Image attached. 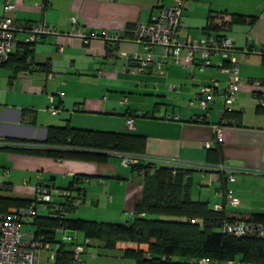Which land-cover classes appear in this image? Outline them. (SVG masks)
<instances>
[{
	"label": "crops",
	"instance_id": "crops-1",
	"mask_svg": "<svg viewBox=\"0 0 264 264\" xmlns=\"http://www.w3.org/2000/svg\"><path fill=\"white\" fill-rule=\"evenodd\" d=\"M10 1L15 9L7 13L4 0H0V16L10 15L24 24L44 22L55 28L56 33L43 35L28 45L30 53L24 63L11 60L1 66L6 70L1 75L6 77L7 86L5 89L4 80L0 78V135L4 140L19 148L27 143L37 145L45 140L48 126L66 124L92 130H102L97 129L102 125L108 129L103 131L124 132L128 114L140 111L145 115L134 118L132 132L145 137V154L157 158L154 161L157 166L196 168L188 175L193 199L206 201L210 206L224 204L225 194L229 192L239 199V204H224L227 211L239 218L264 214V109L259 107L264 97V54L258 52L264 49V0H189L182 13L183 26L178 31L181 41L209 35L216 39L231 38L241 85L235 102L226 110L225 118L230 123L224 125L218 121L227 76L217 67L222 62L219 55L211 56L210 64L201 70L198 58L184 67L174 63L171 57L159 69L155 65L144 71L135 69L133 56L147 53L144 45L134 40L137 25L157 17L161 8L170 6L173 0ZM38 3H42V7L36 6ZM72 16L88 36L86 43L71 34ZM116 34L117 39L106 38ZM25 37L26 32L15 34L10 55L15 53L18 58L23 55ZM149 52L158 59L161 48L153 46ZM213 78L218 80L219 88L205 116V110L188 101ZM251 80L262 83L254 86ZM58 92L62 96L59 97ZM49 96L54 98L52 104L61 107L58 114L46 110L51 104ZM162 114L178 118L164 119ZM217 124L221 130L220 141H216L213 128ZM205 142L209 147L204 146ZM12 148H0V167L9 170L6 175H0L3 186L0 198L5 203L9 199L32 201L38 183L65 188L75 175L82 178L73 186L83 189L82 201L95 194V188L111 190L115 195L106 193V201L115 206L122 198L132 210L141 198V176L137 170L123 166L117 153L109 155L119 158L118 164L109 162V158L105 162L54 159ZM219 163L237 170L232 182L224 172L193 166ZM30 173L37 177L34 184L23 181L22 186H17L12 182L17 175ZM106 178L128 181L124 195H117L112 181ZM72 194L77 197L75 189ZM51 199L55 206L64 201L58 194ZM101 199L99 194L97 204ZM37 205L34 214L24 218L30 226V230H23L25 234L36 232L34 216H47L57 209L49 205L46 212L38 214ZM12 207L17 206L7 204L2 211ZM69 213L67 218H79ZM85 238L80 230L58 231L50 249L58 251L61 247L70 253L72 246L84 244ZM92 242L95 241L87 242L84 253L87 247H102L101 243ZM93 256L94 253L88 263L82 256L78 264L92 263ZM38 264H55L49 250L39 251Z\"/></svg>",
	"mask_w": 264,
	"mask_h": 264
},
{
	"label": "trees",
	"instance_id": "trees-1",
	"mask_svg": "<svg viewBox=\"0 0 264 264\" xmlns=\"http://www.w3.org/2000/svg\"><path fill=\"white\" fill-rule=\"evenodd\" d=\"M28 45L26 43L21 57L11 54L2 65L11 60L24 63L30 53ZM259 107L264 109L260 104ZM223 116H228L226 111ZM29 145L31 143H27V148L18 149L54 159L105 162L112 153L114 156L122 152L146 155L145 137L141 134L128 130L113 132L76 128L68 124L48 126L45 140L37 145ZM12 149L16 150L17 147ZM129 168L137 170L140 176L141 169L145 170L141 176V198L134 207L131 223L67 218V214L65 219L60 220L57 209L47 216H34L33 223L37 228L34 235L43 233L53 241L54 229L59 225L64 230H80L89 240L100 242L106 249L117 250L120 257L130 261V264H200L201 259H206L207 264H229V261L264 264V239L221 232L223 220L240 216L227 211L224 206L219 211L214 210L213 204L210 206L206 201L191 197V179L188 175L196 168L157 166L154 161L147 160H140ZM80 179L73 176L65 188L75 189V198L82 199L83 189L78 185L73 188ZM32 201L9 199L5 203L1 197L0 208L5 210L7 204L25 206ZM73 210L69 208L67 213ZM241 219L264 222V214H249ZM216 228H220V231H213ZM118 244L124 247H118ZM54 260L55 264L72 263L71 251L68 253L60 247Z\"/></svg>",
	"mask_w": 264,
	"mask_h": 264
},
{
	"label": "built area",
	"instance_id": "built-area-1",
	"mask_svg": "<svg viewBox=\"0 0 264 264\" xmlns=\"http://www.w3.org/2000/svg\"><path fill=\"white\" fill-rule=\"evenodd\" d=\"M189 0H173L170 6H163L157 17H153L147 23H139L134 33V40L138 43H142L147 50L144 55H134L133 60L136 62V71H144L149 68L150 65H155L157 69L161 67V64L167 61V58L171 57L172 61L176 64H180L184 67H188L191 63L198 58V68L204 69L210 64V58L213 55H219L222 62L217 66L219 71L225 73L227 76L226 84L222 91V107L220 111V118L218 123L220 125L228 124V121L223 113L227 110L231 104H233L237 98V94L241 85V77L239 74V67L236 58L233 55V47L231 38L228 36L220 39L214 38L212 35L203 38H188L185 41H181L178 36L179 29L183 26L181 21L182 13L187 8ZM41 4H36L38 7H42ZM15 9V5L10 0H4V10L7 13H11ZM70 23L74 26L71 34L82 38L87 42V35L77 25L76 18L72 16ZM17 32H26L25 42L28 44L34 43L38 38L43 35L56 33L55 28H50L48 24L44 22L24 24L15 20L10 15L0 16V67L8 60L11 49L15 45V34ZM106 38L117 39L118 35L106 36ZM153 46H159L161 48V54L156 59L149 50ZM258 52H264V50H258ZM254 86H259L262 82L259 80H251ZM173 86H170L172 89ZM219 88L218 80L212 79L211 83L202 86L197 92H195L189 99L188 103L197 104L201 110H205V116L208 114V106L214 95ZM57 95L62 96L61 92ZM50 105L46 110L51 114H58L61 111V107L52 104L54 98L49 96ZM259 104L264 107V97L259 101ZM143 112H130L125 120L126 129L133 131L134 118L144 116ZM152 116V114H150ZM161 118L164 119H177L178 117L172 114H162ZM201 119H204V115ZM232 123V122H231ZM220 125H214L215 139L220 141L221 130ZM15 143L4 140L0 135V148L2 146H13ZM24 144L23 146H26ZM204 146L209 147V143L205 142ZM121 164L126 167H130L133 164L138 163L140 160L155 161L157 158H153L148 155H139L132 153H120L119 155ZM193 165V164H191ZM194 167L204 168L208 171H221L226 173L229 182L234 180V175L237 170L225 166L224 164L215 165H193ZM9 172L7 168L0 167V175H6ZM145 170L141 169V176ZM3 188L0 183V189ZM58 194L64 198V201L59 206H55L52 203V196ZM110 198V197H109ZM42 204L43 206L54 205L59 209V218L63 220L66 218L67 210L69 208H76L78 206V200L73 196L72 190L68 188H58L43 183H38L35 187V195L33 201L27 206L12 207L6 211H2L0 208V264H38L39 251L41 249L49 250V257L51 260L55 259L56 251L50 249L51 238L41 233L39 235L25 234L21 225L25 217L34 214L35 206ZM224 204L230 206H236L239 204V199L227 192L224 198ZM222 203L213 204L214 210H221L224 206ZM55 209V210H57ZM56 232L64 231L61 225L54 229ZM221 232L227 233L237 237L252 236L264 239V222L248 220V219H225L221 225ZM89 242L88 238H85L84 244H74L71 248V256L73 263H80L82 261V254L84 253L85 245ZM200 264H207L206 259H201ZM229 264H240L239 262L229 261Z\"/></svg>",
	"mask_w": 264,
	"mask_h": 264
},
{
	"label": "rangeland",
	"instance_id": "rangeland-1",
	"mask_svg": "<svg viewBox=\"0 0 264 264\" xmlns=\"http://www.w3.org/2000/svg\"><path fill=\"white\" fill-rule=\"evenodd\" d=\"M3 72H6L5 68L0 67V78H3L4 85H5L4 88L6 89L7 88L6 77L4 79V77H2L1 75ZM104 128L106 127L101 125L97 129L103 130ZM104 130H108V129H104ZM13 147H19V145L14 144ZM122 153H126V152H122ZM108 158H109L108 161L111 163H116V164L119 163V158L117 157L109 156ZM35 173L26 174L24 176L17 175L16 179H14L12 182L17 186H22L23 181H28L31 184H34L37 178ZM135 176L136 178H138L137 175ZM106 180L112 181L111 185L117 195L122 194V193L124 195V192L127 190L128 181L126 180L118 181L115 178H111V179L106 178ZM58 182H61L60 179H58ZM98 185L100 186L102 184L99 183ZM95 191H96L95 194L88 195L83 201L82 199L81 201L78 199V203H79L78 206L74 209V211L70 212L69 214L73 215L74 217H79L81 219H88V220H95V221H103V222H111V223H131L132 222L134 218V213H133L134 208L133 210L129 209L126 206L124 199L122 200L121 198L119 200V203H117L114 206V203L112 204L106 201L105 199L106 193H111L115 195L114 192H112L111 190H106V189L104 191H101L99 188H95ZM99 194L101 195L102 199L97 204V199H99ZM36 209H37L38 214H42L46 212L45 209L47 208L43 206L42 204H38ZM167 218H173V217L167 216ZM21 227H22V231L27 228L30 230L29 228L30 226L26 224L24 220L22 222ZM213 231L219 232L220 228H216ZM92 243H94L95 245L100 244V242L98 241H95ZM94 247L95 246L87 247L85 251L86 253L82 254L83 259L85 258L87 263L90 259H92L91 257L92 253H94L95 259L90 264H124L125 262H128L129 264L131 263L130 261L121 258L117 250H109L104 247H96V248Z\"/></svg>",
	"mask_w": 264,
	"mask_h": 264
}]
</instances>
